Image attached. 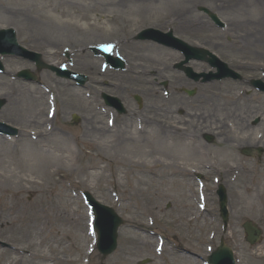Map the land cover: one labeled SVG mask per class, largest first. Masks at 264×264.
Masks as SVG:
<instances>
[{"label": "rangeland", "instance_id": "1", "mask_svg": "<svg viewBox=\"0 0 264 264\" xmlns=\"http://www.w3.org/2000/svg\"><path fill=\"white\" fill-rule=\"evenodd\" d=\"M200 6L216 13L226 27L215 26ZM185 10L196 20L193 29L182 24ZM7 27L15 29L22 45L40 52L44 62L61 58L74 62L72 70L87 74L90 82L77 86L45 69L36 71L39 84L14 81L9 77L30 64L20 58L4 60L7 72L0 75V96L6 97V104L0 120L18 128V134L11 136L15 141L8 140V156L24 160L26 167L37 164L36 174L43 185L17 186L0 178V264H56V258L73 259L78 252L85 262L93 237L81 197L84 190L124 220L116 250L102 256L95 248L89 264H139L146 258V264H202L222 235L234 251L236 264H264V93L246 82L257 77L264 81V0H0V28ZM146 27L170 29L188 44L207 47L244 79L223 78L203 86L190 80L186 85L188 80L173 67L182 59L179 52L134 39ZM114 38L126 42L121 53L130 70L122 72V82L100 72L99 59L91 52L84 55L86 45ZM64 48L69 49L68 59ZM191 62L208 70L206 63ZM156 74L158 84L153 81ZM99 79L122 83L125 91L119 95L107 84L99 88ZM163 82L172 92L168 99L161 92ZM44 86L55 95L56 118L36 127L31 117L44 122L48 109ZM189 89L196 90L194 95L186 93ZM99 90L122 100L125 111H114L115 128L107 125L101 109L108 107L99 98ZM209 102L215 112L212 142L200 137L202 133L196 135L200 112L208 109ZM177 109L183 117L173 112ZM191 109L195 117L188 125L186 112ZM232 110L245 111L248 131L237 126ZM73 114L78 122L72 120ZM138 122L143 127L147 124L145 133ZM164 124L181 126V134L173 130L165 139L157 138L155 131H161ZM50 131L51 142L49 137L45 143L41 134ZM244 134L249 135L246 142L241 140ZM46 144L73 150L76 157L46 163L32 149ZM201 146L208 155L199 156ZM243 146H259L263 152L247 156L240 151ZM5 154L0 152V161L8 158ZM201 162L214 170L199 166ZM189 167H200L205 187L197 186ZM217 177L227 195L225 233L215 193ZM199 203L204 204L203 210ZM246 220L263 230L257 245L244 240L241 224ZM37 229L42 232L35 236ZM160 238L163 248L159 252ZM33 252H43L53 262L30 259L28 253Z\"/></svg>", "mask_w": 264, "mask_h": 264}, {"label": "bare ground", "instance_id": "2", "mask_svg": "<svg viewBox=\"0 0 264 264\" xmlns=\"http://www.w3.org/2000/svg\"><path fill=\"white\" fill-rule=\"evenodd\" d=\"M183 16V21H182V24L186 27V28H189V29H193L194 25H195V22L196 20H194L192 18V14L190 12V10H185V12L181 13V17ZM121 43V42H120ZM114 54V52H111ZM85 56H88L87 52H85ZM63 59H60L56 62H53V64H55L56 66H62L63 65ZM84 63V62H83ZM94 64V62H92ZM84 65V64H83ZM87 65L88 67L91 66V63L89 64H85ZM84 65V66H85ZM142 71H144L142 69ZM101 87V85H99ZM121 87V85H117V89H119ZM111 89V88H110ZM232 103V100L231 98L229 99ZM194 111V110H192ZM190 111L191 113H188L189 115V118H191V121L192 119L194 118V113ZM207 112V115L204 116L203 118H201L204 122H207V121H211L214 119V112H211L210 110H205ZM245 112V111H244ZM244 112L241 114L240 112L237 114L235 113L233 110L230 114L234 115L233 116V120H236V124L237 126L242 129V130H249L250 127L249 125L246 124V117L244 115ZM193 113V114H192ZM200 113H204V112H200ZM229 114V112H227ZM44 117H45V121H40L39 120V117L37 118V116H33L31 117L32 118V121H31V124L33 125H38L39 127L41 125L44 126V124L46 125L47 124V121H46V117H47V114L44 113ZM56 118V113L54 115H52V119L51 121L54 122ZM263 120V119H262ZM146 121V120H145ZM190 121V122H191ZM262 122V121H261ZM217 123H221L219 120ZM160 124H162V122H160ZM225 124V122H224ZM36 126V127H38ZM226 126V124H225ZM222 128V127H221ZM162 132H156L155 131V134L157 135V138H161V139H165V132L169 131V127L168 126H165V124L163 125V128H162ZM53 130V128H52ZM43 138H41V140H43L45 143L48 141V138L50 137V142H51V139H52V136H53V133L50 131V132H45V134H41ZM249 139V135H243L241 137V140L242 141H248ZM9 139H7L6 137L3 138V140H1L2 142L0 143V152H5V157H8L6 158L4 161H0V178L7 184H11V185H17V186H20V185H28L29 187H41L43 185V183L39 180V175H37L36 173H38V171L35 169V166L37 164L34 165V168L29 166V167H26L24 165L25 161H21L19 160V158H15L13 156H8L9 154ZM11 140V139H10ZM8 141V142H7ZM12 141V140H11ZM6 142V143H5ZM63 143H65L64 141H62ZM45 147V149H43ZM32 149H34L35 151H37L38 153H40L41 155V159L43 161H45L47 163V161L49 160L50 163H53L55 162L56 160L58 161H62V160H68V161H72L75 159L76 157V153L73 151V150H70V149H67V150H62V147L57 145H53V146H50V144H46L44 146H40V145H36V147H32ZM58 152V153H56ZM198 152L201 153L202 151H199V148H198ZM50 159H53L52 161H50ZM1 160V159H0ZM49 163V164H50ZM42 232V229H37V233L35 234V236H38L40 235ZM72 253V251H71ZM28 257L30 259H33L35 261H45L46 259L49 258L48 255H46L45 253L43 252H33V253H29ZM50 259V258H49ZM81 256L79 254V252L77 253V255L73 258V259H64L63 258H56V264H83L82 263V260H81Z\"/></svg>", "mask_w": 264, "mask_h": 264}, {"label": "water", "instance_id": "3", "mask_svg": "<svg viewBox=\"0 0 264 264\" xmlns=\"http://www.w3.org/2000/svg\"><path fill=\"white\" fill-rule=\"evenodd\" d=\"M203 10L205 12H208L212 18L216 19L215 15L210 13L207 9L203 8ZM144 33L145 31L141 33L140 37H144ZM9 41L10 43L14 44L13 42L14 39L12 35L10 36ZM180 48L184 50L186 54V59L183 62H187L188 59L190 58L207 60L208 62H211L212 64H216V62H219L218 59L214 55L207 52L206 50L189 47L186 44H182V42H181ZM0 51L4 53L5 52L17 53L15 49L11 50L7 48L1 49ZM206 55H208L209 57H207ZM38 62H39V67L45 66L39 59H38ZM219 69L221 71V74H219L218 77L225 76L226 75L225 73L226 65L221 63L219 66ZM23 73L24 72H22L21 74ZM3 102L4 101L2 100L0 101V106L2 105ZM219 198H220V208L223 213L222 214L223 220L224 222H226L227 220V212L225 208L226 196L224 194L222 187L219 191ZM89 199H90L91 204L93 205L95 216H96L95 230L98 234V249L103 254H109L116 247V237H117L116 231H117L118 226L122 223V220L116 215V213L111 208L102 206L94 202L90 196H89ZM243 228L245 230V233L247 234L246 240L250 244H254L259 240L261 230L256 225H254L251 221L245 222L243 224ZM222 261L226 262V264H233L230 249L223 245L220 246L210 257V262L212 264H222L221 263Z\"/></svg>", "mask_w": 264, "mask_h": 264}, {"label": "flooded vegetation", "instance_id": "4", "mask_svg": "<svg viewBox=\"0 0 264 264\" xmlns=\"http://www.w3.org/2000/svg\"><path fill=\"white\" fill-rule=\"evenodd\" d=\"M204 122V121H203ZM204 136V135H203Z\"/></svg>", "mask_w": 264, "mask_h": 264}]
</instances>
